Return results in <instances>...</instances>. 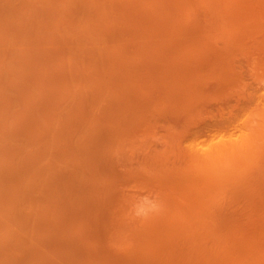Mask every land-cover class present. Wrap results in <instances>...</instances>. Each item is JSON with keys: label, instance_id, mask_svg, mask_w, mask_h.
Returning a JSON list of instances; mask_svg holds the SVG:
<instances>
[{"label": "bare ground", "instance_id": "1", "mask_svg": "<svg viewBox=\"0 0 264 264\" xmlns=\"http://www.w3.org/2000/svg\"><path fill=\"white\" fill-rule=\"evenodd\" d=\"M252 3L0 0V264H264Z\"/></svg>", "mask_w": 264, "mask_h": 264}, {"label": "rangeland", "instance_id": "2", "mask_svg": "<svg viewBox=\"0 0 264 264\" xmlns=\"http://www.w3.org/2000/svg\"><path fill=\"white\" fill-rule=\"evenodd\" d=\"M249 1L252 2L253 0H249ZM259 1H260V0H259ZM244 2H245V1H244ZM242 4H243V1H242ZM252 4H253V3H252ZM252 4H251V5H252ZM254 4H255V6H254V10H255V11H254V14L256 15V19H255V20H256L257 22H259V23H260V21H261V22H262V26H261V28H263V27H264V25H263V24H264V13H263L262 11L264 10V3L262 4V1H261V3H260V2H256V0H255V3H254ZM254 4H253V5H254ZM255 7H256V8H255ZM260 8L263 9V10H260ZM263 29H264V28H263ZM255 61H256V60H255ZM255 67H257L256 64H255ZM258 68H260V67L258 66ZM261 68H262V69H261ZM261 68H260L261 71H262V70L264 71L263 67H261ZM257 70H258V69H256V71H254V70H253V71H254V72H257ZM263 71H262V72H263ZM263 74H264V73H263ZM262 79H264V75H263ZM258 142L260 143V141H258ZM244 203H245V202H244ZM242 204H243V203H242ZM242 204H241V205H242ZM245 205H246V207H247V205H249V206H248L247 208L245 207V209H244V207L241 206V207H242V210H243V211H241V215H242V217H243V218H246V217H247V218L243 221V223H247V224H248V223H251V224H252V222H254V220L258 218V214H257V212H256L257 209L255 208V204H254V205L252 204V205L254 206V209H255V210L253 209V206H252L251 204H249L248 202L245 203ZM251 206H252V208H250ZM249 209H251V210H249ZM247 210H248V211H247ZM252 210H253V211H252ZM245 211H246V212H245ZM251 211H252L253 214H254L253 216H252V212H251ZM254 211H255L256 213H255ZM247 212H249V213L251 212V213H250V216H249V213H247ZM244 213H246L247 215H246V214L244 215ZM255 215H257V216H256L257 218H255ZM242 217H241V220H242ZM248 217L251 218V219H249ZM252 217H254L255 219H253ZM248 219H249V221H248V222H245V221L248 220ZM254 223H255V222H254Z\"/></svg>", "mask_w": 264, "mask_h": 264}]
</instances>
